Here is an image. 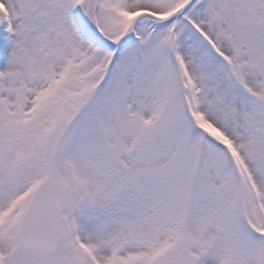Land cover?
<instances>
[{"label":"snow or ice","instance_id":"1","mask_svg":"<svg viewBox=\"0 0 264 264\" xmlns=\"http://www.w3.org/2000/svg\"><path fill=\"white\" fill-rule=\"evenodd\" d=\"M0 264H264V0H0Z\"/></svg>","mask_w":264,"mask_h":264}]
</instances>
